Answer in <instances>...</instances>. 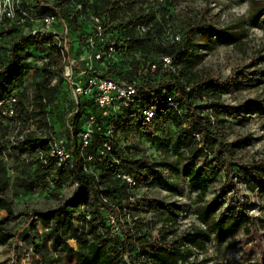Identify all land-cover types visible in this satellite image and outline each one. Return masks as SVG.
I'll use <instances>...</instances> for the list:
<instances>
[{
	"label": "trees",
	"instance_id": "obj_1",
	"mask_svg": "<svg viewBox=\"0 0 264 264\" xmlns=\"http://www.w3.org/2000/svg\"><path fill=\"white\" fill-rule=\"evenodd\" d=\"M27 1L31 5L36 2V0ZM43 1L51 2L54 5L53 7L57 9L67 28L79 27L86 33L85 35H88L89 24L82 20V23H77L78 11L75 6L69 8V0ZM156 2L154 8L152 7L153 0H101L104 39L101 43L96 44L97 51L101 53V59L95 61L96 69L107 77L139 82L135 98L136 106L138 108L148 105L155 106L156 114L147 130H142L140 123L130 119L124 112L103 117L96 110L94 102L90 98L82 97L76 104L69 94L75 113L73 116L78 117L84 113L85 118H88L93 113L97 118V125L85 147L81 146L80 140L83 128L79 124L74 128L68 126V130L72 134L71 143L66 147L69 160H66L65 164L59 165L56 163V158L46 152L48 138L39 137L34 132H30L22 140L18 139V135L13 134L11 118L1 119L0 117V210H5L9 216L13 215L11 202L4 196L8 186V177L2 154L4 152L7 154L5 143L8 141L13 143L10 151L13 155V164L16 167L18 163L34 165L32 173L29 172L11 179L12 189L18 190L27 187L31 191L36 188L42 190L50 182L55 183L56 188H59L65 178L76 181L75 188L62 199L59 205L43 211L33 210L29 215L26 234L30 239L31 258L36 262L43 264H180L179 261L185 260V253L180 250L177 241L188 240L187 233L174 240L166 237L164 228L160 229L159 238L140 234L141 221L135 217L133 212L142 209L143 205L147 204V198H136L130 194L129 189L141 181H147V174L151 172H146L149 170L145 167L146 161H140V163L130 161L127 154L123 153L122 147L116 139L117 134L122 133L123 129L134 128L146 135L156 137V131L161 130L162 126L173 123L179 129L177 140L175 138L174 142L190 143L186 151L189 162L184 164V173L190 189L199 192V199H203L212 179L209 174H205V166L211 160L218 170L213 169L210 173L219 174L222 171L224 178H227V188H235L232 178L236 167L232 166L233 163L231 165L229 158L241 148L244 139L233 141L230 144L224 142L221 138L224 126H220V120L216 114H204L203 107L197 104V101L201 100L200 91L202 90L211 92L219 98L220 95L217 93L221 90H229L232 85L231 77L221 80L215 78L195 80V74L191 72L189 66L197 44L190 36L189 21H182L178 40L163 42L156 39L164 32L166 21L165 13L161 12V3L158 0ZM80 3L82 4V13L86 14L85 2ZM131 6L132 8H129ZM126 8H129L128 15H125L126 13L119 14L120 10L125 11ZM36 9L38 8L36 7ZM262 9L264 13V7ZM43 11L51 10L47 8ZM140 24L145 26V30L142 32L136 30V26ZM16 30L21 31L18 34L19 43L17 44L12 38H9L7 39L9 45L7 52H0V98L14 93L19 98L18 108L25 122L34 115L42 119L46 117L44 106L51 104V94L55 92V88L49 86L50 80L56 72L59 82L62 80H60L58 72L60 66L56 72L44 69L45 77L35 84L34 93L28 94L26 87H23V80L24 71L30 69L25 58L31 54L29 51L22 52L26 50L27 43L31 45L43 43L46 50L44 55H46L48 63L56 65L58 58L55 48L52 45H47L48 40L25 36V28L23 26L20 28L9 20H5L0 25V34H8ZM108 44L115 47L113 57H108L105 52ZM133 50L140 51V61L143 64L138 72L134 70V76L118 59ZM149 55L152 60L147 64L145 58ZM162 57H167L170 63L164 65ZM154 61L158 63V66L155 71H150L151 62ZM43 97L46 98L47 104L42 102ZM168 98L173 100L171 106L167 102ZM253 103L251 102V104ZM30 104H33L32 111L28 109ZM210 105L215 107L218 103L213 102ZM246 105V103L237 107L227 105L224 110L234 113L238 107L244 108ZM109 124L112 126V134L107 132ZM190 139L192 141H189ZM104 142L111 145L107 151H103L102 144ZM37 151L44 152L45 163L35 156L25 159L21 156L25 152L34 155ZM101 151L103 152L101 153ZM208 154L211 155V158L207 157ZM9 155L10 152L6 156ZM197 155L201 158L194 159ZM216 162L218 163L215 164ZM261 164H264V158L256 159L242 166V169L245 170V174L253 175L254 180L259 181L260 175L257 174V170ZM124 173L133 177L134 185H130L121 178V174ZM87 186L90 190L89 195ZM225 191L226 189L222 191L223 194L226 193ZM222 204L221 195L217 193L207 205L209 209L217 210ZM157 206L175 216L168 204L160 201ZM79 208H83V212L89 217L81 224L85 229L83 226H74L73 224L75 217H81L76 216ZM226 215L227 213L224 211L220 214L219 220L214 223L218 226L220 234L237 230L242 225H244L245 231L248 230L244 221L246 219L250 221L251 218L244 209H241V213L235 212L229 226L222 227L220 225L221 217ZM111 217L113 222H111ZM36 223L40 224L42 229H46L45 236L40 242L37 239L40 237V233L35 227ZM116 227H118L117 230ZM13 235L15 232L7 227L6 220L0 219V244L6 243ZM47 239L50 241L49 244H47ZM71 240L76 242L74 248L69 245Z\"/></svg>",
	"mask_w": 264,
	"mask_h": 264
},
{
	"label": "rangeland",
	"instance_id": "obj_2",
	"mask_svg": "<svg viewBox=\"0 0 264 264\" xmlns=\"http://www.w3.org/2000/svg\"><path fill=\"white\" fill-rule=\"evenodd\" d=\"M156 1L153 0L154 8ZM80 2H85L86 14L103 15L101 0H69L68 6L71 9ZM158 2L161 3V12L165 13L166 21L164 32L156 39L169 42L174 32L180 35L182 21L188 20L190 23L189 33L197 44L189 66L191 72L195 74L194 79L221 80L231 77L232 85L229 90H221L217 93L220 95L219 98L211 92L202 90L201 100L197 101V104L203 107L204 114H216L220 126H224L221 134L224 142L230 144L244 139V144L229 158L231 165L233 163L232 166L236 167L232 178L235 188H227V178H224L222 171L219 174L210 173L213 169L218 170L211 160L205 166V174H209L212 179L201 200L199 192L188 186L184 173V164L189 162L186 151L190 143L174 142L179 129L173 123L162 126L161 130L156 131V137L146 135L134 128L119 132L116 139L123 153L127 154L130 161L139 163L146 161L145 167L149 169L146 172H151L147 174V181H141L129 189L130 194L136 198H147V204L133 212L141 221L140 234L159 238L160 229L164 228L166 237L174 240L187 233L188 240L177 241L180 250L185 253V260L179 261L180 264H264V164H261L257 170V174L260 175L259 181H255L253 175L245 174V170L242 169V166L264 158V13L262 9L264 0H158ZM129 8L125 11L120 10L119 14L128 15ZM78 22L82 23L80 19H77ZM67 31L71 54H85L88 50L87 37L93 31L91 25L87 27L88 35H85L81 28L74 26ZM19 32L16 30L8 34H0V52H7L9 38L19 43ZM25 51H29L33 57L29 63L30 69L24 71L23 80V87H26V92L29 94L34 93L35 84L46 74L39 58L44 56L45 44L27 43L26 50L22 53ZM140 57V51L133 50L118 59L134 76V70L138 72L143 66ZM145 60L148 64L152 57L149 55ZM60 64L53 65L54 72L59 69ZM56 75L57 72L54 76ZM63 82L53 87L55 92L51 94L52 102L51 104L47 102L44 106L46 117L41 124H46L44 127L51 126L54 137L62 139L67 147L72 140L68 126L74 128L79 124L83 128L87 125V118L84 113L78 117L73 116L75 113L70 101V91ZM213 102H217L218 105L213 107L210 105ZM244 103L247 104L246 107H238L234 113L224 110L227 105L237 107ZM41 124L38 122V126ZM91 128L94 129V124ZM198 138L200 139V136ZM12 144L10 141L5 143L7 154L10 152V155L6 156L5 152L6 159L3 164L7 169L8 177L4 196L11 202L13 215L9 216L5 210H0V219L6 220L7 227L15 232V235L6 243L0 244V264H43L31 258L30 239L26 234L27 220L33 210L43 211L59 205L75 188L76 181L65 178L59 188H56L55 183L50 182L42 190L36 188L31 191L27 187L12 189L11 179L32 173L34 169L32 164L18 163L17 167L13 164V155L10 151ZM207 157L211 158V155L208 154ZM200 158L197 155L194 159ZM224 189H226L225 194L222 192ZM89 193L87 186V194ZM217 193H220L223 204L219 209L211 210L207 204ZM160 201L168 204L175 216L157 206ZM241 209H244L251 218L250 221L247 219L244 221L248 230L245 231L242 225L237 230L220 234L218 226L214 224L219 220L220 214L224 211L227 213L226 216L221 217L220 223L225 227L229 226L235 212L241 213ZM77 212L76 216L81 217H75L73 224L81 227L83 220L89 217L83 212V208H79ZM35 227L40 233V237L37 238L40 242L45 236L46 229H42L38 223ZM49 243L47 239V244ZM69 243L73 248L76 246L75 240Z\"/></svg>",
	"mask_w": 264,
	"mask_h": 264
},
{
	"label": "built area",
	"instance_id": "obj_3",
	"mask_svg": "<svg viewBox=\"0 0 264 264\" xmlns=\"http://www.w3.org/2000/svg\"><path fill=\"white\" fill-rule=\"evenodd\" d=\"M28 3L29 1L27 0H0V25H2L5 20H9L17 26H23L25 28V36L48 40L47 45H52L55 48L58 64H60L61 61L60 70H58L60 73V80H64L67 84L71 97H73L76 104L79 103V99L82 97L90 98L94 102L96 110L100 112L103 117L124 112L130 119L140 123L139 125L142 130H147L152 124L156 111L153 105L139 108L136 106L135 98L137 96L139 82L125 79L119 80L104 76L103 73L95 67V61L101 59V53L97 51L96 44L101 43L104 39V18L98 14H83L82 4H75L79 19L84 23H88L89 26L91 25V30L93 31L87 37L88 53L73 55L70 52V42L67 39V25L61 18L57 9L53 7L54 5H52L51 2H45L43 0H36V2L32 4L33 6ZM36 7L38 9H36ZM47 8H50L51 11H43ZM136 28L141 32L145 30L143 24L137 25ZM178 39V34H171L169 42ZM105 52L108 57H113L115 47L108 44L107 51ZM32 58V56H27L25 61L30 63ZM39 58L46 70L51 72L54 71V66L48 63L46 55ZM162 61L164 65L170 63L167 57H162ZM36 62L37 61H35V63ZM151 63L150 71H155L158 63L155 61ZM58 82L59 80L56 75L50 80L49 86L55 87ZM18 100L19 98L14 93L0 98L1 119L7 117L11 118L12 128H14L13 134H17L18 139L22 140L24 136L30 132H34L39 137L48 138L46 152H48L50 156L56 158L57 164H65L66 160H69V153L62 139L54 137V130L50 129L51 126L44 127L46 124L42 125L45 118L40 119L34 115L29 117L27 122H25L18 108ZM41 100L47 103L46 98L43 97ZM167 102L170 106L173 104L171 98H168ZM28 109L32 111L33 104L28 105ZM38 122H40V124L42 122L41 126H38ZM92 124H94V128L97 125V118L93 113L88 116L87 125L83 127V131L80 134L81 146L83 147L88 145L95 130L91 128ZM111 127L110 124L107 126V132L109 134L113 132ZM102 145L103 151H107L111 146L108 142H104ZM103 151H101V153ZM43 154V151H37L34 155L25 152L21 154V156L23 159L35 156L41 162L45 163L46 159H44ZM2 158L4 160L6 159L5 152L2 154ZM121 178L125 179L130 185L135 184L133 177L126 173L121 174ZM111 222H113L112 217ZM117 229L118 227H116V230Z\"/></svg>",
	"mask_w": 264,
	"mask_h": 264
}]
</instances>
